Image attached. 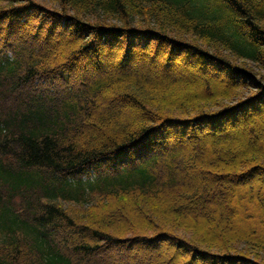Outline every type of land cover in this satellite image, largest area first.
<instances>
[{"label":"trees","instance_id":"16d2710c","mask_svg":"<svg viewBox=\"0 0 264 264\" xmlns=\"http://www.w3.org/2000/svg\"><path fill=\"white\" fill-rule=\"evenodd\" d=\"M48 1L52 4L43 8L33 0H0V22L5 26L0 40V264H73V260L75 264H95L93 258L107 254L110 248L112 251L115 247L139 244L145 251L157 250L162 241L174 246L171 259L174 263L198 264L202 260L205 264H264V229L239 221L228 209L220 217L210 214L209 225L217 221L219 225L192 233L201 225L192 216L203 215L201 205L207 194L202 186H189L187 183L191 182L176 168L191 160L197 163L194 159L197 155L185 151V146L180 147L184 151L166 159L158 156L174 148L169 142L173 139L186 145L185 140L195 127L189 125L203 119L205 113L196 108L202 101L192 91L183 89L179 95L181 90L177 91V87L165 88L169 84L164 79L156 82L142 75L132 78L134 74H130L122 79L97 81L87 90L90 99L81 105L77 101L82 96L77 101L51 97L39 86L40 78L45 81L59 77L67 81L66 73L56 72L57 65L66 66L71 58L93 54L95 44L92 47L90 39L95 40L94 35L116 36L117 31L126 37L149 35L154 31L145 32L140 26L132 28L139 21L149 24L144 20L146 17L157 25L162 21L163 29L173 26L158 15L144 14L141 7L145 3L154 5L159 15L165 10L178 15L183 21L176 24L198 39L209 41L241 60L257 63L264 60V0ZM23 2H29L28 11L42 25L38 32L49 36L47 43L41 45L40 35L29 36L24 32L30 20L25 13L26 5H18ZM69 11L74 15H66ZM58 21L65 27L55 29ZM79 31L86 33L84 39L67 34ZM155 33L159 36L153 35L156 41L165 42L168 38L161 32ZM58 36L75 45L67 46L64 56L55 57V62L49 64L57 67L51 68L46 64L48 61H43L50 58L47 52L41 57L30 50L21 53L24 43L38 42L39 47H46L60 41L55 39ZM97 53L93 65L99 68ZM208 56L204 58L212 62ZM222 58L219 59L223 63L228 61ZM241 72L254 79L247 70L242 68ZM261 78L259 88L263 91L264 77ZM112 96V100L132 103L141 110L144 118L139 125L130 127L125 121L120 122L119 113L109 115L100 111L96 99L109 102ZM154 100L163 106L156 107ZM96 113L99 115L95 116ZM170 113L178 115L166 116ZM171 119L180 126L181 137L166 133V124ZM157 122L163 124L159 132L153 127ZM218 133L214 130L210 135L215 137ZM149 137L150 140L142 141ZM221 146L218 150L224 148ZM113 153L119 155L107 161L103 158ZM226 154L224 162L220 164L217 160L218 169L242 168L241 177H250L245 169L253 164L264 165V149L253 151L242 147L239 152ZM124 157L129 161L121 162ZM135 163L139 168L130 169ZM257 169L264 170V166ZM109 170L122 174L105 177L103 174ZM197 170L188 172L213 181L226 178L219 175L214 178ZM262 173L258 176L264 177ZM93 175L95 178L87 179ZM182 185L193 188L189 190ZM163 197L175 203L167 204ZM96 199L97 204L93 202ZM128 217L134 219L129 222ZM72 234L79 237L75 239ZM58 236L62 237L59 245ZM182 252L193 256L191 263L190 260L181 263ZM144 261L138 259L139 264H148Z\"/></svg>","mask_w":264,"mask_h":264},{"label":"rangeland","instance_id":"374dc122","mask_svg":"<svg viewBox=\"0 0 264 264\" xmlns=\"http://www.w3.org/2000/svg\"><path fill=\"white\" fill-rule=\"evenodd\" d=\"M33 1L43 8H47V4L49 3L52 4L48 0ZM23 4L26 5L24 6L26 8L25 13L30 20L29 26L24 25L26 29H24V32L29 36H31L30 34L40 35L39 40L41 45L47 43L49 41L47 37L49 38V36L46 37L45 33L41 34L38 32L37 29L41 28L42 25L37 22L38 20L36 21L34 13H31V10L28 11L30 9H27L30 6L29 2H23L22 4L19 3L18 5L23 6ZM139 6H141V4ZM141 8L143 9L142 12L144 14L148 16H151L150 13L158 15L159 18L173 26L163 29L162 21L161 24L157 25L153 19L149 20V17L145 18L144 16V20L149 22V24L139 21L140 24L132 26V28L140 26L145 32H150L152 30L154 32L166 34L165 36L168 38L167 40L164 39L165 42H159L154 40L153 37L146 38V36L142 37L140 35L135 37L130 35L129 37H126L125 33H122L121 35L119 31L116 32V36L104 35L101 37L100 34H97L94 35L95 40L90 39L92 47L95 44V48L93 47L91 49L94 50L93 54L92 52H89L90 54L87 55L89 58L85 55H79L73 59L71 58L68 61L70 63L67 62L68 64L66 66H63V64L62 66L57 64L54 66L49 65L54 63L56 58L60 59L64 56L63 54L66 53L65 50L67 49V46L75 45L73 43H69L66 38L61 36L55 37V39H59L60 41H54L55 44L48 45L46 47H39L38 42L24 43V51L21 53L26 54V52L28 53V50H30L33 51V53H36L38 57H41V55H45L47 52L50 58L43 61H45V63L48 61L46 64L51 68H54L57 65L58 68L56 72L59 75H61L62 72L66 73L69 77L67 81H63L61 80L62 78L60 79L59 77L53 78V80L48 79L45 81H42L40 78L39 80L41 82H39V86H42L40 88L47 90V95H51V97L62 98L64 100L65 98L68 99L70 97L77 101L81 98L80 96H82V98L77 101L81 105H84L90 99L87 95V90L96 85L97 81L107 80L112 77L116 80L122 79L130 74H134L132 75V78L142 75L143 78L152 79L156 82L164 79L169 84V86H166L165 88L177 87V91L181 90L180 93H178L179 95H181L183 89L186 90V92H188V90L192 91V95L196 98H200V101H202L196 106V108L199 109L198 111L205 113L203 119H201L204 122L199 123V126L201 124L203 125L197 132H193V130L197 129L196 126L192 129L190 137L185 140L186 145L181 144L178 140L180 142V146L179 142L173 139V141L171 140L169 142H172L174 148H171L170 150L168 149L169 152H160V155H158L161 159H166L170 155L175 154L177 151H184L181 150L180 147L185 146H187L185 151H192L193 154L196 153L197 155L196 156L194 154L196 156L194 159H196L195 162L197 163H194V161L191 160L188 164L183 163L179 168L178 166L176 168V170L183 175L187 181L192 183H187L189 186H202L204 194H207L205 198L206 201L203 205H201L203 215L195 213L192 216L194 222L201 223L200 229L197 231L195 229L191 230L193 231L192 233H199L200 231L214 228V225H219L220 223L218 221L214 222L215 224H213V226L209 225L208 221H210V214L213 213L220 217L226 209H228L239 221L244 220L246 223H249V225H252L253 223L260 229L261 227L264 229V177L258 176L259 172L264 170L257 169V166L259 165L264 166L263 163L256 165L253 164L250 168L245 169V172H249L248 174L250 176L249 178H245L241 177L244 172L240 174L242 168L235 170L232 168H223V171L218 169L219 162H217V160H219L221 164V162L226 160V153L228 151L233 153L239 152L242 147L253 151L264 149V90L260 91L259 88L260 80L263 81L261 77H264L263 58L257 63L241 60L233 56L229 51L219 49L217 45L209 41H202L201 39H198L195 35H193V33L189 32L188 29H184V27L180 28L176 23L183 20L178 15L173 16L165 10L160 11V16L158 14V10L155 9V6L152 4L145 3ZM55 9L57 8L55 7ZM69 14L72 16L74 15L71 11H69L66 15ZM110 21L114 22L113 20ZM50 23H53V21ZM48 24L46 23L47 26H49ZM0 25V30L1 28L3 30L0 33L1 40L4 35L3 32L5 31V26L2 27V22H0ZM57 26H64V23L59 22V25H56L54 28L56 29ZM154 32L149 33V35L159 37L156 33L153 34ZM67 34H69V36L78 35L77 38L82 39H84L86 35L83 31L75 33L72 32V34L68 32ZM19 42L21 43V41ZM60 43L65 46H59ZM175 46L177 49L173 48ZM126 49H128L127 53ZM153 49H155L158 54L154 53ZM96 52H98L97 55L100 60V64L98 65L100 66L99 68H96L95 65H93L95 64L93 59L96 57ZM206 54L210 55L208 58H210L212 62H209L204 58ZM222 56L228 60V63L226 62L227 64L220 61L219 58H222ZM171 59L175 60V62ZM169 63H171L170 66ZM193 65H195V67H192ZM227 68L236 72H241V69L243 68L247 70V74L252 76L254 79L250 80L248 78V85H239L235 82L238 77L234 76L233 72H230ZM252 84L255 87L251 86ZM65 87L69 89L65 91ZM112 88H110L109 92H111ZM174 90L170 92L173 93L175 92ZM259 97L261 98V101L257 100ZM111 98L114 97H110L111 101L109 102H102L100 98L96 99V106L100 108L101 112L103 111L104 114L109 115L113 112H116V114L119 113L120 122L125 121L124 123L128 124L130 127L140 124L141 120L144 118L142 117L143 115H141L140 109L132 103H124L118 100H112ZM154 101L156 103V107L160 108L162 104L158 103L156 100ZM110 102L113 104L110 105ZM174 102H176L175 99L173 100V104ZM98 115L99 114L97 113L95 114V116ZM177 115L178 114L176 113H170L166 116L176 117ZM153 127L158 129L159 132V128H163V124L161 123L158 125L157 122ZM166 127L167 134L171 133L172 137L175 135L181 137V128L178 126V123L174 121V119L169 120ZM214 130L219 132L215 137L210 135L211 133L214 134ZM150 137L145 138L142 141H148L150 140ZM155 140L153 141L157 143ZM219 145H222L221 147L224 148L218 150L217 147ZM118 155L119 153H113L110 157L106 156L103 158L107 161V158H114ZM126 161H129L128 157H124V160L121 162ZM201 165L203 168L200 167ZM137 166H139V164L136 165L135 163L134 166L130 167V169L139 168ZM207 166L215 167L210 169ZM111 168L114 167L111 166ZM196 169H198L197 171L209 173V175L214 178L218 175L220 177L226 176V178H223V180L220 181H213L211 178L209 179V177H204L199 174H191L188 172L189 170ZM119 174H122V172L109 170L103 175L108 178H113ZM163 176H165V174L162 172L161 177ZM262 176H264V173H262ZM90 178L95 177L93 175L89 176L87 179ZM188 185L182 186H185L184 188L189 190L193 188L186 187ZM98 200L99 199H96L93 202L97 204ZM163 200L167 204L175 203L170 202L166 197H163ZM128 218L129 222L134 219V217ZM191 231L189 230V233ZM72 237L76 239L79 236L72 234ZM61 239V236H58V240L56 239L58 245L61 244ZM169 244L170 242L168 241H162V246H160L157 250L149 249L146 251L144 250V246H140L139 244L133 246H121V248L115 247L116 249H113L112 251L110 248L107 254L96 258V260L93 258V260L95 264H107L110 262L114 264H139L138 259L140 258V260L145 259L147 262L144 261V263L148 264H179V262H172L171 259L175 248L173 245ZM62 248L64 249V247ZM192 257L193 256H191V254L182 252L180 258L181 263L183 261L191 260ZM149 258H152L153 260L151 259L152 261H150ZM73 264H75V260H73ZM198 264L205 263H202L201 260Z\"/></svg>","mask_w":264,"mask_h":264},{"label":"bare ground","instance_id":"6f19581e","mask_svg":"<svg viewBox=\"0 0 264 264\" xmlns=\"http://www.w3.org/2000/svg\"><path fill=\"white\" fill-rule=\"evenodd\" d=\"M45 20V19H44ZM46 22V21H45ZM137 35V34H136ZM135 35V36H136ZM134 36V37H135ZM143 37V36H142ZM153 37V35H146V38H152ZM154 39V38H153ZM155 40V39H154ZM173 48H176V46L175 47H173ZM177 49V48H176ZM233 74H234V76H237L238 78H236V83L237 84H239V85H243V84H247L248 83V81H249V79H248V77H247V75L246 74H244V73H242V72H236V71H234L233 72ZM248 85V84H247ZM251 86H253V87H255L253 84L251 85ZM201 122H204V121H196L195 123H193V124H190L189 126L190 127H194V125L196 126V131H198L200 128H201V126L203 125V124H201L200 126H199V123H201ZM166 130H167V127H166ZM190 263H191V260H190ZM192 264V263H191Z\"/></svg>","mask_w":264,"mask_h":264}]
</instances>
